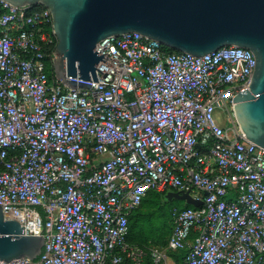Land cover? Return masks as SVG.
<instances>
[{
    "label": "built area",
    "instance_id": "obj_1",
    "mask_svg": "<svg viewBox=\"0 0 264 264\" xmlns=\"http://www.w3.org/2000/svg\"><path fill=\"white\" fill-rule=\"evenodd\" d=\"M51 25L43 5L0 0V204L26 235L44 237L38 259L6 264H141L128 219L166 188L200 202L171 209L165 249H186L181 264H263L264 150L232 113L253 53L194 56L137 32L112 35L94 47L109 57L95 65L97 82L69 88L45 70Z\"/></svg>",
    "mask_w": 264,
    "mask_h": 264
},
{
    "label": "water",
    "instance_id": "obj_2",
    "mask_svg": "<svg viewBox=\"0 0 264 264\" xmlns=\"http://www.w3.org/2000/svg\"><path fill=\"white\" fill-rule=\"evenodd\" d=\"M5 1L50 10L57 41L53 75L69 88H88L91 81L97 82L95 65L109 57L97 54L94 47L112 35L137 32L194 56L224 46L250 50L254 69L247 88L232 97V113L244 138L264 150V0ZM166 198L200 205L188 192L168 191ZM43 251L44 237L26 235L17 221L4 218L0 204V261L33 262Z\"/></svg>",
    "mask_w": 264,
    "mask_h": 264
},
{
    "label": "trees",
    "instance_id": "obj_3",
    "mask_svg": "<svg viewBox=\"0 0 264 264\" xmlns=\"http://www.w3.org/2000/svg\"><path fill=\"white\" fill-rule=\"evenodd\" d=\"M163 49L167 52H172V53H179L175 50L169 49L167 47H163ZM46 73L48 75V77H51L53 75V70L51 69L49 64H46ZM170 191L169 188H166L165 190L161 191V192H157L154 190L148 191L144 197L142 198V200L140 201L139 205L136 207V209L130 214L129 219H128V232H127V242L131 245H137L139 247H142L143 249H145L146 253L142 259L141 264H153L151 256L149 251L147 250L150 247H156L158 249L161 248H165L166 246V242H167V238L165 237L164 239H162V241L160 243L157 244H151L148 242V239H139V237L136 238V228L139 225V221H140V217L142 215V212L145 208H151L154 204L155 201H162L165 202L167 200L166 198V193ZM173 200V199H172ZM173 207H177V208H184V207H190V205L187 204H183V205H174ZM172 207V208H173ZM171 208V209H172ZM171 215V214H170ZM171 227H172V218H171V222H170V229L168 231V235L170 234L171 231ZM151 244V245H150ZM167 255H171L174 258L175 264H181L182 263V259L186 253V249H178V250H166ZM37 259V258H36ZM120 264H132V262L127 259L124 258L122 260V262ZM264 264V263H263Z\"/></svg>",
    "mask_w": 264,
    "mask_h": 264
},
{
    "label": "rangeland",
    "instance_id": "obj_4",
    "mask_svg": "<svg viewBox=\"0 0 264 264\" xmlns=\"http://www.w3.org/2000/svg\"><path fill=\"white\" fill-rule=\"evenodd\" d=\"M215 120L220 125H225L226 120L223 118L222 112L220 109H217L214 113ZM184 202L182 200H166L155 201V204L151 208H145L140 217L139 225L136 228V238L139 239H148V242L151 244H157L162 241L168 235V231L170 229V222L172 216L171 208L174 205H183ZM150 244V245H151ZM159 248V247H158ZM170 256V255H167ZM169 258L167 259V261ZM171 264V263H168Z\"/></svg>",
    "mask_w": 264,
    "mask_h": 264
},
{
    "label": "crops",
    "instance_id": "obj_5",
    "mask_svg": "<svg viewBox=\"0 0 264 264\" xmlns=\"http://www.w3.org/2000/svg\"><path fill=\"white\" fill-rule=\"evenodd\" d=\"M168 237V236H167ZM161 250H163L164 254H165V258L162 262H160L159 264H168V263H171V264H175V261H174V258L170 255V256H167V249L165 248H161ZM171 251V250H170ZM169 258V260L167 261V259ZM154 264V263H153Z\"/></svg>",
    "mask_w": 264,
    "mask_h": 264
}]
</instances>
